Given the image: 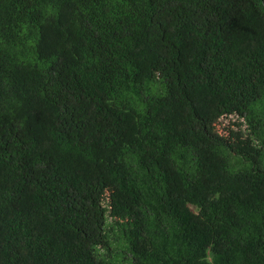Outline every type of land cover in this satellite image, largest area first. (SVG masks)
Returning <instances> with one entry per match:
<instances>
[{
	"label": "trees",
	"instance_id": "trees-1",
	"mask_svg": "<svg viewBox=\"0 0 264 264\" xmlns=\"http://www.w3.org/2000/svg\"><path fill=\"white\" fill-rule=\"evenodd\" d=\"M0 264H264V0H0Z\"/></svg>",
	"mask_w": 264,
	"mask_h": 264
},
{
	"label": "rangeland",
	"instance_id": "rangeland-1",
	"mask_svg": "<svg viewBox=\"0 0 264 264\" xmlns=\"http://www.w3.org/2000/svg\"><path fill=\"white\" fill-rule=\"evenodd\" d=\"M237 119H238V116H236V115H229V116H227V117L224 118V123L225 124H229V123L234 122Z\"/></svg>",
	"mask_w": 264,
	"mask_h": 264
}]
</instances>
